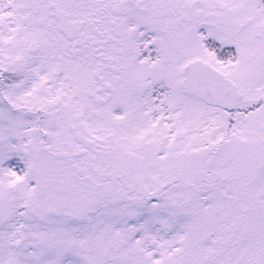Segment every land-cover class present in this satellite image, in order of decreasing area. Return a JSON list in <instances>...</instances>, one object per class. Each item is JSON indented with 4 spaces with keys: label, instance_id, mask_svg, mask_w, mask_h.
Segmentation results:
<instances>
[{
    "label": "snow or ice",
    "instance_id": "1",
    "mask_svg": "<svg viewBox=\"0 0 264 264\" xmlns=\"http://www.w3.org/2000/svg\"><path fill=\"white\" fill-rule=\"evenodd\" d=\"M0 264H264V0H0Z\"/></svg>",
    "mask_w": 264,
    "mask_h": 264
}]
</instances>
